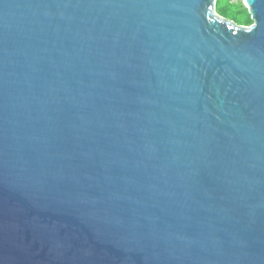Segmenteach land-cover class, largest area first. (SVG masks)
I'll list each match as a JSON object with an SVG mask.
<instances>
[{
  "label": "water",
  "instance_id": "1",
  "mask_svg": "<svg viewBox=\"0 0 264 264\" xmlns=\"http://www.w3.org/2000/svg\"><path fill=\"white\" fill-rule=\"evenodd\" d=\"M0 0V264H264V0Z\"/></svg>",
  "mask_w": 264,
  "mask_h": 264
},
{
  "label": "trees",
  "instance_id": "2",
  "mask_svg": "<svg viewBox=\"0 0 264 264\" xmlns=\"http://www.w3.org/2000/svg\"><path fill=\"white\" fill-rule=\"evenodd\" d=\"M225 0H219L218 5L223 3ZM228 5H230L231 9L233 10V20L237 22L238 25L243 26H250L253 24L252 16L249 13L248 7L243 3L242 0L233 1V0H226L225 1Z\"/></svg>",
  "mask_w": 264,
  "mask_h": 264
},
{
  "label": "rangeland",
  "instance_id": "3",
  "mask_svg": "<svg viewBox=\"0 0 264 264\" xmlns=\"http://www.w3.org/2000/svg\"><path fill=\"white\" fill-rule=\"evenodd\" d=\"M225 1L223 3H220L219 5L217 3V8H216L217 12L221 14L223 17H225L226 19L234 21L237 24V22L232 19L234 15L233 10L231 9L230 5H228ZM233 1H238V0H233Z\"/></svg>",
  "mask_w": 264,
  "mask_h": 264
}]
</instances>
